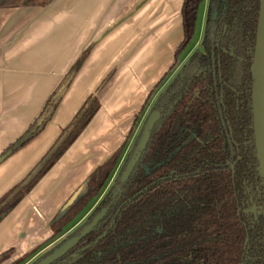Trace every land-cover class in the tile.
I'll return each instance as SVG.
<instances>
[{"label": "trees", "instance_id": "1", "mask_svg": "<svg viewBox=\"0 0 264 264\" xmlns=\"http://www.w3.org/2000/svg\"><path fill=\"white\" fill-rule=\"evenodd\" d=\"M51 1L0 0V7ZM202 1L182 2L183 37L174 52L175 65L192 41ZM258 14L259 0H209L202 51L193 53L155 98L151 111L160 116L146 149L127 182L122 184L117 176L91 211L88 221L110 205L75 249L91 243L90 248L64 264H264V180L253 135L251 72ZM86 55L81 54L47 99L36 131L6 151L12 154L43 129ZM110 76L87 96L31 172L0 198V221L87 127L99 109L96 93ZM132 130L52 219V235L45 244L61 236L100 197ZM104 231L106 236L93 244ZM41 247L11 264L23 262ZM11 253L0 254V264Z\"/></svg>", "mask_w": 264, "mask_h": 264}, {"label": "crops", "instance_id": "2", "mask_svg": "<svg viewBox=\"0 0 264 264\" xmlns=\"http://www.w3.org/2000/svg\"><path fill=\"white\" fill-rule=\"evenodd\" d=\"M183 0H52L0 7V155L39 118L68 70L86 58L30 141L0 163V198L21 182L96 93L99 109L60 159L0 221V254L19 259L52 235L62 205L124 142L182 40Z\"/></svg>", "mask_w": 264, "mask_h": 264}, {"label": "water", "instance_id": "3", "mask_svg": "<svg viewBox=\"0 0 264 264\" xmlns=\"http://www.w3.org/2000/svg\"><path fill=\"white\" fill-rule=\"evenodd\" d=\"M254 83H253V91H252V112H253V135H254V143L256 149L257 160L260 167V172L262 178L264 180V0H259V14L257 21V31L255 38V50H254V60L253 66L251 69ZM160 113L158 111H151L147 116L142 130L140 132L137 143L134 147V150L127 161L123 171L120 174V182L122 184L126 183L129 179V176L133 172L136 164L138 163L142 153L146 149L147 143L150 138L151 131L157 120L159 119ZM41 120L37 121L32 129L28 130L27 133L23 135L21 140H19L18 144L23 142V140L27 139L31 134H33L36 129L40 126ZM16 148V146H15ZM11 153V150L5 151L2 155H0V163L7 158ZM119 190V189H117ZM74 193L69 197V199L62 205L61 209L67 207L74 198ZM107 211V208L101 209V211L96 214L91 222L80 230L77 236H74L70 239L64 241L59 247L54 249L52 253L48 256L40 259L35 264H53L63 256L67 254L68 251L72 250L75 245L85 237L90 230H92L97 223L103 218ZM105 233L98 237L94 243L99 242L103 239ZM90 247L86 246L84 249H88ZM82 249L79 252H82ZM76 254L71 255L67 259H72ZM63 262H59L58 264H62Z\"/></svg>", "mask_w": 264, "mask_h": 264}, {"label": "rangeland", "instance_id": "4", "mask_svg": "<svg viewBox=\"0 0 264 264\" xmlns=\"http://www.w3.org/2000/svg\"><path fill=\"white\" fill-rule=\"evenodd\" d=\"M204 9H205V2L202 3L199 8H198V12H197V19H196V29H195V33H194V38L193 41L191 42V45H189V47L186 49V51L191 49V46L193 47L194 44L195 45V49L198 50L200 48L199 46V41L201 38V31H202V27H203V14H204ZM185 51V52H186ZM184 53H182V55H180L177 59V63L176 65L171 64L170 68L167 70V72L161 77V79L158 81V83L155 85V89L153 91V93L151 94V96L149 97V100L147 101V103L145 104V107L143 108V110L141 111V114L139 113L137 117V121L133 127L132 133L129 136L128 142L126 144V147L124 149V153H123V157L117 167V169L115 170L111 180L109 181V183L107 184V186L105 187L104 191L102 192V194L100 195V197L98 199H96L94 202H92L88 208L83 211L64 231L63 234H61V236L54 238L52 240H50L48 243H44L40 246H42L39 250H37L33 255H31L30 257H28L26 260H24L23 262L19 263V264H31L32 262H34L38 257H40V255H42L44 252H47L51 249H53L55 246H57L62 240L66 239V237H68L69 235H71L72 233H75L78 229H80L83 225H85V223L89 220V215L90 212L93 210V208L98 204V202L100 201L102 195L106 192V190L109 188L110 185H113L114 179L117 178V176L120 177L121 172L123 171L127 161L129 160L134 147L137 143V138H139L140 132L142 130V127L144 125V122L147 118V116L149 115V113L151 112V107L155 101L157 92H159V90H163V88L165 87V85L167 84V82L169 81L170 77L179 70L181 64H182V60L184 58ZM173 66V68H171ZM151 91V92H152ZM128 136V135H127ZM130 154V156H129ZM129 156V157H128ZM128 157V158H127ZM17 259H13L12 257V253L11 255L8 256V258L3 261L1 264H11L12 262H14Z\"/></svg>", "mask_w": 264, "mask_h": 264}, {"label": "flooded vegetation", "instance_id": "5", "mask_svg": "<svg viewBox=\"0 0 264 264\" xmlns=\"http://www.w3.org/2000/svg\"><path fill=\"white\" fill-rule=\"evenodd\" d=\"M183 2V1H182ZM205 2V9H204V14H203V27H202V31H201V38H200V41H199V46H200V48L198 49V50H196L194 47H195V45H196V43L194 44V46L192 47L191 46V49L190 50H188V51H186V49L189 47V45H191V42L193 41V38H194V34H193V38H192V41L189 43V45L183 50V52L182 53H184L185 51V54H184V58H183V60H182V64H181V66L186 62V60L193 54V53H195V52H197V51H202V48H201V42H202V39H203V35H204V30H205V25H206V21H207V10H208V2H209V0H203L202 2H201V4L202 3H204ZM200 4V5H201ZM199 5V6H200ZM198 12V11H197ZM196 19H197V15H196ZM195 29H196V21H195V28H194V33H195ZM182 35H183V32H182ZM183 37V36H182ZM182 55V54H181ZM180 66V67H181ZM177 72V71H176ZM175 72V73H176ZM174 73V74H175ZM174 74L170 77V79L174 76ZM169 79V80H170ZM159 92H160V90H159ZM159 92H157V94L159 93ZM156 97H157V95H156ZM123 205V204H122ZM109 207H110V205H107L105 208H107V211H106V213H105V215L107 214V212H108V209H109ZM100 212V211H99ZM99 212H97L96 214H98ZM119 213V211H117L116 212V215ZM90 214H91V212H90ZM95 214V215H96ZM94 215V216H95ZM105 215L103 216V218L101 219V220H103L104 219V217H105ZM90 216V215H89ZM93 216V217H94ZM93 217L91 218V220L93 219ZM91 220L90 221H87L86 223H85V225H87V224H89L90 222H91ZM101 220L97 223V225L101 222ZM113 223H114V219L112 220V222L110 223V225H109V229L113 226ZM85 225H83L82 227H84ZM96 225V226H97ZM95 226V227H96ZM82 227L80 228V229H78L75 233H72L71 235H69L68 237H66V239H64V240H62L57 246H55L53 249H51V250H49V251H47V252H44L42 255H40V257H38L34 262H32L31 264H35V263H37L40 259H42V258H44V257H46V256H48L50 253H52V251L54 250V249H56L57 247H59L64 241H66L67 239H70V238H72V237H74V236H77L78 235V233L80 232V230L82 229ZM94 227V228H95ZM93 228V229H94ZM92 229V230H93ZM92 230H90V231H92ZM90 231H89V233H90ZM88 233V234H89ZM105 233V236H106V231H104L103 233H102V235ZM87 234V235H88ZM86 235V236H87ZM102 235H100V236H102ZM85 236V237H86ZM99 236V237H100ZM104 236V237H105ZM85 237H83L76 245H75V247L72 249V250H70V251H68L67 252V254L65 255V256H63L62 258H60L59 260H57L55 263H53V264H58L59 262H63L62 264H64V263H66V262H68V261H71V260H73V259H75L80 253H82L84 250H86V249H84L86 246H89L90 244H88V245H86L85 247H83V248H77V249H75L76 247H77V245H79V243L85 238ZM103 237V238H104ZM96 241V240H95ZM94 241V242H95ZM93 244H95V243H93ZM91 246V245H90ZM90 248V247H89ZM82 249H84L82 252H79V251H81ZM73 254H76L75 255V257L74 258H72V259H69V260H67V261H65L64 262V260L65 259H67L68 257H70L71 255H73Z\"/></svg>", "mask_w": 264, "mask_h": 264}]
</instances>
